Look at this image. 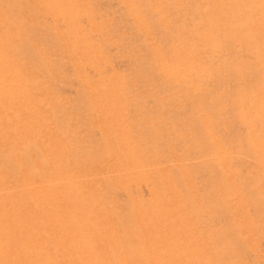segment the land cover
<instances>
[{"label": "bare ground", "instance_id": "obj_1", "mask_svg": "<svg viewBox=\"0 0 264 264\" xmlns=\"http://www.w3.org/2000/svg\"><path fill=\"white\" fill-rule=\"evenodd\" d=\"M15 1H16V3H14L13 5H11L12 3L10 4L11 5L10 8L12 9V11H15V13H17L16 11L19 10V7H20L19 5H21V3L19 4L17 2V0H15ZM33 1L35 3L37 2L38 4L43 2V4L46 7L45 10L47 9L48 11H50L54 15V17H56L55 20H57V18H58L56 16L57 13H59V15H61V16L63 15V17L68 16L67 18L65 17L66 18L65 20H66L67 26H68V27L66 26V28L68 29L69 27L70 28L73 27L74 31H71V29L69 28L70 31L68 32L69 34H67V36L69 35V38H71L73 40L78 39L77 36L78 37L80 36V28L77 26V23H75V19L79 15V5L80 4L78 5L75 0H33ZM34 2H32V3H34ZM213 2H215V1H213ZM213 2H212V5H210V6L214 5ZM233 2H237V1L236 0H219L218 6L222 7V4L224 3L227 5V8L230 9V11L226 12L225 10H223V9L221 10L220 8H219L220 10H217L216 12L214 10L213 13H212V11H209L206 14V19H208L210 17H211V19H212V17H216V18H218L220 16L222 17V15H224V14L226 15V13H227L229 15V16L226 15V17L228 16V20L226 19V17H224L228 22V23L226 22V24H228L227 28L233 29V28L238 27V29H239V25H236V23L238 21L237 14L238 13L243 14L245 11V13H248L249 17L252 16L250 18H251V21L253 23H254V20H252V18L254 16H257V15L259 16V18L262 21H264V0H243V3L241 6H239L240 7L239 9H234L235 7L233 9H231ZM37 3L34 5H36L35 9L38 10L40 5L37 8ZM177 3L179 4V2H177ZM204 3L206 5V0ZM240 3H241V1H240ZM215 5H217V4H215ZM215 5H214V8H217V7H215ZM180 6L184 7L183 3H182V5L180 3ZM230 6H231V8H230ZM119 7L121 8V6H119ZM203 7H205V6H203ZM207 8H208V4H207ZM207 8L205 7V9H207ZM2 10H0V143L3 142V146H0V148H1L0 152L2 153V155L0 156V264H53L54 260L59 261L58 264H107L108 262L110 264H234V263H231L232 260L230 262H228V261H225L224 259L219 258V257L223 258V255L226 254L227 248L226 247H220L219 245H217L215 242V239L213 241L212 238H210L212 241L210 242L209 246H204L202 244H199L196 241L195 234L200 228H202L199 226V225H201L199 223V221H201L200 219H202L203 215H205L204 212H202V210H200L202 212L201 213L202 215H199L197 217H195V215H192L191 217H195V218H191V219L189 218L190 220L188 222H186L185 224L182 223V221H181L182 219L186 220L188 218V216H190V214L195 212L194 211L195 205H196L197 201L199 200V198L198 197L196 199L192 198L193 199L192 202H189L187 200L189 203H187V202L184 203L180 199L176 198V194L174 192H168L167 188L164 187L165 178H167L168 175L167 174H161L159 169L155 167L154 158L151 159V162L148 164V167L150 166L149 167L150 169L148 168L149 169L148 171L150 174L154 175L153 178H155L157 185L155 187H152V188L150 186V189L145 188L144 190H141V189L137 190L140 193V194H138L139 195L138 201H136L135 198H131V197L127 196L125 193L122 194L120 191L119 192L114 191L113 190L114 188H112L114 186L110 185L109 182H111V181H108L106 176H102V178H101V183L103 185V190H102L103 195L97 196L96 194H94L92 192L89 194H86L84 192L83 182L89 181L91 174H89L87 172H81V165L83 163L79 159V157L77 156V153L79 152L77 147H75V146L66 147L65 146L66 144L63 143L64 141L63 142L61 141V136H65V134H67L68 129H66V131H65L64 130L65 128L63 127L61 129H59L55 134L52 133V128H53V125L55 124L53 121L54 120L57 122L62 121L66 125V122H64V121H65V119L68 120L69 116H67V114L65 115L64 113L60 112L54 118H47L43 114V105L47 104V102L52 97V95L50 96L49 94H47V93H50L51 88L46 86L43 83V81L41 80V78L43 77L42 72L44 74V71L46 69H48L49 65H50L49 64V65H47L48 67H45L47 62L45 63L43 61L44 60L43 57L48 56V54L46 56H44L45 52L43 53V51H41L43 54L41 52H39L40 50H46V48L39 49V51L36 48L37 50H35V51L26 52L32 56V59H30V60H29V58L24 59L25 56L23 55L24 61L20 60L21 58L19 56L22 55L26 50L28 51L29 47L32 46L29 43L31 40L30 41L26 40L28 42L21 43V42H24V40L22 41V40H18L15 38V35H14L15 24H13L12 23L13 21L11 22L9 20V18H7L5 16L4 11H2ZM23 10H24V8L23 9L21 8V11H23ZM199 10L201 11L202 9H199ZM209 10H212V9H209ZM116 12H118V11H116ZM18 13H19V11H18ZM198 14L202 15L201 13H198ZM31 15L32 14H30V16ZM195 16H197V15L195 14ZM32 18H33V16H32ZM197 19L200 21L199 17ZM197 19H195V20H197ZM19 20H20V18H19ZM79 20H77V21H79ZM195 20H193V21L195 22ZM203 20L205 21L204 18H203ZM28 21H27V23H28ZM59 21H60V19H59ZM211 21H213V20H211ZM220 21H221V19L219 20V22ZM29 22H31V21H29ZM209 22H210V20H209ZM252 22H251V24H248V23L245 24V25L248 24V26L246 27L248 30V31H246V35L248 38H246V39H248L249 42H250V40H252L255 43L251 48H248V49L243 48V40L241 39V37L236 35V34H230L229 33L230 31L227 28H224V30L222 32H219V29H218V32H216L215 30L217 28H215V27H214L215 29L213 28L214 30L209 29L212 26L209 27L208 30H201V31H198L194 27V30L195 31L197 30V32L194 33L195 37H194V35L190 36V35H186V34L181 33V32L179 33V31H178L177 35L174 37V39H172L173 43L171 42V47L167 48L166 50H163L162 48H159L157 46L153 47V49H152L153 50L152 51L153 57H152L151 61L148 60V63H146V64L147 65H158L157 70L164 73L168 77L170 82L172 81L173 85L175 84L177 87L178 86L182 87L181 90H184V89L187 90L191 94V96L201 98L202 100L200 99V101H201L200 103H202L204 106L205 103L202 101H203V99L206 100L208 93L207 92L205 93V91L202 93L200 91V88L202 86L204 87V86H209V85H211L210 87H212V84L210 82L212 80L209 81V79L211 77L208 73V70L206 68L202 67L201 65H264V37H262V38L256 37V31H258V33H259L260 26L259 25L258 26H251V25H253ZM15 23H17V21H15ZM22 23L20 25V22L18 21L17 24L19 26H22ZM36 23H37V21L35 22V24ZM215 23H217V22H215ZM24 24H26V23H24ZM190 24H191V22H190ZM38 25H39V22H38ZM40 25H41V23H40ZM212 25H214V23ZM216 26H218V24ZM219 26H221L220 28H222V25H219ZM63 28H65V27H63ZM197 28H199V27H197ZM243 28L244 27L242 26L241 29H243ZM33 29H34V31L37 30L36 26ZM222 29H220V30H222ZM27 30L29 31V29H27ZM25 31H26V29H25ZM35 32H30V33H35ZM25 33L27 34L28 32H25ZM17 34L18 33H16V36H17ZM26 34H23V31H22V35H24L26 37L28 35V34L27 35ZM260 34H264V33H260ZM19 36H21V35H19ZM19 36H18V38H19ZM199 36H202V37H200L201 39H205L206 43L204 42L205 44H203V45L206 46L205 47L206 50H204V52H201V54L199 53L201 55L199 60H194V59L191 60L189 56L192 55L190 53L194 52L193 46H195L193 44L194 43L193 39L196 37H199ZM29 38H31V37H29ZM197 39L198 38H196V40ZM201 39H200V41H201ZM224 39L228 40V42L230 43L231 46H229V45L224 46L222 43L224 41ZM34 40H35V38H33V41ZM78 40H79L78 45L75 46L76 52H74V53L69 52L67 54H69V55L74 54V56H75V54H77V55L78 54H84L85 55V53L88 50H90L89 52L93 53V55H89V54L87 55L86 54L85 55L86 57H84V55H82L84 57L83 65H88V69L91 72V74H93L94 76L97 77V79L94 81L90 80L89 77L85 78V81L87 82V89H88V91H86L85 94H86L87 100L90 97L95 96V95L105 97L102 109L99 107L100 110L97 111V114L99 115V117L101 119V123H99L97 125L100 126V125H104L106 123H110L111 120L113 119V117L111 116L112 119H110V122H109V120H108L109 117L106 116L107 113L115 112V111L119 110V108L121 107L119 105L118 101L122 100L123 98L122 97H121V99L119 98L120 100H118L117 102L115 100H116V98H118V96H119L118 94L119 93L121 94V92H122V88H121L122 79L119 76H116L115 80L114 79L104 80L103 76L107 72L102 70L101 68H102V65H106L108 63V57L103 54L104 56L98 57L99 59H97L96 56L94 55V52H96L95 49L93 47L92 48L90 47V49H88V39L86 36L81 35ZM34 42H33V45H34ZM197 42H198V40H197ZM36 43L38 45V43H39L38 40ZM151 43L149 42L148 45L150 46ZM201 44H199V46ZM41 45H42V43H40V46ZM38 46L34 45V47H32V48L34 49L35 47H38ZM23 47H25V48L27 47L26 50L24 48V51H23L22 50ZM49 47H50V45H49ZM124 47H125V45H124ZM39 48H41V47H39ZM141 48H144V47H141ZM145 50H147V49H145ZM123 51L125 52V48ZM147 51H149V50H147ZM66 52H67V50H66ZM135 52H137V51H135ZM197 52H199V51H197ZM98 55H99V50H98ZM62 56L64 57V54ZM48 57H50V56H48ZM68 57H71V56H68ZM120 58H122V56ZM64 59H66V58H64ZM64 59L62 58V60H64ZM73 59H75V58H73ZM131 59H132V56H131ZM25 60H29V61H25ZM127 60H128V58H127ZM127 60H126L125 65H144V63L142 61L140 63L139 62L137 63V62H135V61H137L135 59H133L135 61H131L130 59L128 61ZM70 61L72 62L71 59H70ZM122 61L123 60H121L119 63H121ZM49 62L52 63L51 61H49ZM62 62L63 61H61V64L64 65L65 63L63 64ZM109 62H110V59H109ZM116 62L118 63V60ZM144 62H145V60H144ZM53 64H54V62H53ZM81 64H82V62H81ZM123 64H124V62H123ZM26 65H31V66L32 65H41V66H38V67L28 66L27 67ZM183 65H190V66L184 67ZM115 66H117V65H115ZM53 68L54 67H52L50 70L53 71L52 70ZM126 68L127 67H125V69ZM142 68L143 67H139V66L138 67H132L131 68L133 71L132 75L136 76L140 73H142V74L145 73L142 71ZM232 68H234V67H232ZM262 68H264V67H262ZM57 69H59V68H57ZM78 70H80V69H78ZM78 70L77 69L70 70V71H72L73 75H75L74 77L76 80L78 77L77 76ZM146 70H148V69H146ZM244 70H245V68H244ZM55 71L56 70L54 69V72H52V73L55 74ZM58 71L61 72L60 70H58ZM58 71H56L57 74H59ZM63 71H64V69H63ZM87 72H88V70H87ZM228 72L230 74L233 73L232 75L235 74L234 75L235 77L239 76L238 78L240 79V81L236 87L237 90L241 93V95L239 94L240 100L238 103V107L242 109V113L241 112L240 113L245 114L246 118L248 117L250 119V117H253V115L255 113L254 112L252 113V111H251L252 107L250 109L248 104L246 103V100L244 99L245 98L244 96H246L245 95V92H246L245 86H246V84H248V81L246 80L245 76H246V74H249V71H247L245 76H244V71H239V69L228 70L227 68L222 67V69H220V71H219V73L222 76H223V74L226 75ZM212 73H214V72H212ZM130 74H131V72H130ZM149 74H150V71H149ZM45 75H47V74H45ZM79 75H80V73H79ZM140 75H138L139 81H140V79H142V78H140L141 77ZM151 75H152V73H151ZM57 76H60V75H57ZM113 76H115V75H113ZM145 76H147V75H145ZM211 76H213V75L211 74ZM48 77H51V75ZM142 77L144 78V75ZM224 77H222V80L224 79ZM162 78L163 77H161V79ZM217 78H218V76H217ZM53 79H54V77H53ZM62 79L60 80V78H59L58 80L62 81ZM125 79H127V77ZM215 79H216V77L214 78V81H216ZM219 80H220V78H219ZM111 81H113V82H111ZM114 81L118 84L116 85V83ZM262 81H264V78L261 79V82ZM57 83H58V81H56V85H57ZM106 83H108V84H106ZM111 83H115V86H110ZM167 84H169V83H167ZM262 84H264V83H262ZM68 85H69V83H68ZM161 85H163V84H161ZM169 85L172 86L171 83ZM175 85H174V87H175ZM214 85L215 84H213V86ZM262 86H264V85H262ZM180 87H178V88L180 89ZM256 88L259 89L258 86ZM163 89L165 90V87ZM169 89H168V91H169ZM203 89L208 90V88H203ZM213 89H214V87H213ZM262 89H264V87H262ZM185 90H184V92H185ZM260 90H261V88H260ZM258 91H257L258 98L256 99V104H255L257 109H255V112L256 113L258 112V114H261L262 113V107L261 106H262V104H264V92H262V90L259 92ZM180 94H183V93H180ZM228 95L223 94V96L221 98H219L220 103H221V99L223 101L224 100L229 101L230 97L228 98ZM246 98L249 99L248 97H246ZM110 99L114 100L112 104H109ZM196 99L198 100V104H199L198 107H196V111H197V108H202V110H204L205 107L204 108H203V106L199 107L200 106L199 99L198 98H196ZM208 99L209 98H207V101H208ZM93 100H95V99H93ZM250 100H251V97H250ZM110 101H112V100H110ZM211 101H212V99H210V102ZM217 101H219V100H217ZM122 102H124V101L122 100ZM148 102H150V101H148ZM99 103H100V101H99ZM215 103H211V105H215ZM151 104H153V103L151 102ZM53 105H51V106H53ZM142 105L144 106V104H142ZM216 105H218V104H216ZM123 106H125V105H123ZM143 106H141V107H143ZM188 106H189V104H188ZM195 106H197V104H195ZM195 106H193V110H191V111H193V114L195 113L194 112ZM214 107H217V106H214ZM53 108H54V106H53ZM172 108H171V110H173ZM206 109H207V107H206ZM211 109H210V111H211ZM224 109H226V108L224 107ZM137 110H139V109H137ZM168 110H170V109H168ZM184 110H181V111L184 112ZM198 110H200V109H198ZM215 110H218V107ZM204 111H207V110H204ZM121 112H123V111H121ZM131 112H133V111H131ZM200 112H203V111H200ZM222 112H223V109H222ZM142 113H143V111H142ZM224 113H226V111ZM200 114L202 117L203 114L202 113H200ZM180 115H182V114H180ZM197 115L199 116V114H197ZM207 115H210V114H207ZM220 115H221V113H220ZM148 116H149V114H148ZM106 117H108V118H106ZM199 117H198V119H199ZM211 117H213V116H211ZM152 118H153V116H152ZM207 118L209 121L210 118L209 117H207ZM218 118H220V117H218ZM258 118L259 117L257 116V119ZM74 119L75 118H73V120ZM255 119L256 118H254V120ZM127 120H126V122H127ZM199 120H201V122H202L201 118ZM259 120H261V119H259ZM187 121H189V120H187ZM142 122H143V120H142ZM177 122H178V120H177ZM253 122L254 121H251L250 123H253ZM118 123H120L119 128L121 130L122 127L124 126L125 122L120 121ZM174 123L176 124V121ZM193 123H195V121ZM78 124H80V123H78ZM212 124H213V122H212ZM71 125L73 126L74 124H71ZM194 125H196V124H194ZM202 125H204V124H202ZM206 125H207V123H206ZM231 125H232V123H231ZM231 125L229 127H231ZM182 126H183V124H182ZM184 126H186V125H184ZM175 127H177V125ZM179 127H181V125ZM187 127L188 126H186V128ZM182 128H184V127H182ZM144 129H146V128H144ZM189 129H190V127H189ZM202 129H205V128H202ZM130 130L132 131V129H130ZM224 130H225V128H224ZM248 130H249L250 134L252 133V135H254L253 137L256 136V130L255 129L249 127ZM262 130H264V129H262ZM80 131H81L80 133L83 132L82 130H80ZM182 131H184V130H182ZM190 131L192 132V130H190ZM178 132L179 131L175 132L176 135ZM225 132L226 131H224V134H225ZM120 134L121 133L119 131L118 134L111 136L110 138L107 137L106 135L101 136V134H100L101 138L98 139L97 149L95 151H89L88 153L86 152L87 155L85 156V161L89 160L90 163H92V165L99 166V167L104 165L103 164L104 153H102L100 148L106 151L107 147H109L108 144H110L112 151L110 153L105 154V155H106V157H108L109 160H111L110 169L122 171L121 179L123 180V182L120 186V190L123 191L125 189L131 188V187H136V185L141 184L144 180V172L140 171V170H134L135 162L132 158V155L130 154L132 145L134 143H133V141H123V138L121 137ZM207 134H208L209 139L211 141H213L214 137H215L213 130L208 129ZM87 135H89V134H87ZM226 135L228 136V134H226ZM226 135H224V136H226ZM79 136H78V138H79ZM131 136H132V134H131ZM178 136H176V137H178ZM221 136H223V135H221ZM136 137H135V140H136ZM186 137H187V135H186ZM208 137H207V139H208ZM70 138H72V137H70ZM199 139H198V141H199ZM205 139H206V137L203 140H205ZM74 141H73V143H74ZM181 141H182V139H181ZM86 142H88V141L86 140ZM194 142H196V141H194ZM204 143H207V142H204ZM221 143H222V141H221ZM225 143H226V141H225ZM71 144H72V140H71ZM255 144L256 145H254V146L256 149L254 151H256L258 153L260 152L261 155H264V143H261L260 141H256ZM149 145H146V148H144V149L146 150V152L150 153ZM151 145H153V144H151ZM190 146H192V145H190ZM203 146L208 147L210 145L203 144ZM214 146H215V143L213 146H211V148L209 147V149L212 150L213 149L212 147H214ZM225 146L226 145H224L223 147H225ZM252 147H253V145H252ZM153 148H152V150H153ZM158 148H159V146H158ZM158 148H156V149H158ZM205 148L206 147H204V149H202V151L204 153H205ZM196 149H198V147ZM215 149H216L215 150V157H214L215 159H217L219 156H225V152L222 149V147H218ZM227 149H230V148L228 147ZM86 150H88V148ZM186 151L188 152V148ZM191 151H194V150H191ZM197 151L199 152V150H197ZM202 151H201V153H202ZM206 151H208V150L206 149ZM198 152H197V155L200 154ZM186 155H188V154H186ZM186 155H185V157H186ZM189 156H187V157H189ZM193 156H194V154H193ZM204 156H205V154H204ZM238 157H240V156L237 155V158ZM189 158L191 159L193 157H189ZM231 158H232V156H231ZM237 158H234V159H237ZM185 159H187L185 161H189L188 158H185ZM191 160L195 161L196 158L191 159ZM198 160H199V158H198ZM229 160H230V164H231V159H229ZM165 161H167V160H165ZM190 161L188 162L187 167L189 166ZM236 161H235V163H236ZM240 164H241V160H240ZM247 164H248V162H247ZM216 165H218L217 161H216ZM232 165H234V164L232 163ZM236 165L233 167H236ZM192 166H194V164ZM189 167H188V169H189ZM190 168H192V167H190ZM195 168H196V166L194 167V169ZM212 168L215 169L214 167H212ZM212 168L210 167L209 170H212ZM110 169H107L106 171H104V175H106V173ZM191 170H193V169H191ZM202 170H205V168L203 167ZM233 170H235V169H233ZM188 171L190 172V170H188ZM200 172H197V173L202 174V171H200ZM210 173H212V172H210ZM204 174H205V172H204ZM173 175H175V174H173ZM193 175H196V174H193ZM175 176H177V175H175ZM221 176L218 175V177H221ZM237 176H238V174H237ZM213 177H215L214 174H213ZM213 177L211 176L212 179H213ZM218 177H215L216 180ZM243 177H245V175ZM50 178H55L57 180V183L54 186L48 187V185L46 184V181H49ZM193 178L194 179L196 178L197 180L201 179V178L198 179L197 177H192V180H193ZM205 178H207V176H205ZM209 178H210V175H209ZM211 178L209 179V183H208L210 186L206 184L208 186V189H207V186L203 182H201L206 186L207 190H209V188L211 189V187L213 186L212 183H211L212 186L210 184V181L212 180ZM215 178L213 181H215ZM239 178H240V176H239ZM96 179H98V178H96ZM219 179L222 180V178H219ZM219 179L217 181L218 183L220 182ZM236 179H238V178H236ZM205 180H203V181H205ZM171 181H172V179H171ZM182 181L183 180H181V182ZM241 181H242V179H241ZM199 183L200 182H198L197 184H199ZM240 183H238V184L240 185ZM242 184H243V182H242ZM179 186H181V185L178 184V187ZM197 186L199 187V185H197ZM87 187H89V186L87 185ZM99 187L100 186H97L98 189H99ZM198 187L197 188L195 187V188L197 190H200L199 188L201 186L199 188ZM202 187H204V186L202 185ZM240 188H242V187H240ZM212 189L214 190V188H212ZM111 191L113 193H115L116 195H118V197L120 196L122 198V196L123 197L125 196L126 197L125 200L123 202L121 201V203L119 204L118 198H117L118 199V201H117V199H114L116 197H110L109 196V194L112 193ZM189 191H187V192H189ZM244 191L245 190H243V193H244ZM144 192L146 193V196H145ZM187 192H184V193H187ZM202 192L205 193L204 191H202ZM207 192H209V191H207ZM211 192H210V194H211ZM181 193H182V191H181ZM214 193L217 194L218 192H215V190H214ZM216 194L215 195L211 194L212 196H214V198H212V196H211V198L215 199ZM236 194H237V190L234 187H232L230 184H228L224 194H222V196H221V199L223 201H226L229 197H233ZM135 195H137V194L135 193ZM135 195H133V196H135ZM185 195H187V194H184L182 196H185ZM193 195H191V196H193ZM204 195L205 194H203L202 197L199 195L203 201H204V199H203ZM243 195H245V194H243ZM206 196H204V198H206ZM145 197H147L148 199H145ZM217 197H218V195L216 196V198ZM121 198H120V200H121ZM187 199H188V197H187ZM246 199H248V198L246 197ZM211 200H210V202H211ZM216 200L217 199H215V202H216ZM185 201H186V199H185ZM207 202H209V200ZM207 202H205L203 204L207 205L206 204ZM212 202H214V201H212ZM136 203H138V205H136ZM199 204H200V202H199ZM210 205H207V206L210 208L211 207ZM212 205H213V203H212ZM135 206H138L137 208H138L139 212H137V213H135V211H134ZM202 206L203 205H201V207ZM207 206H206V209L208 210L209 208ZM244 207H246V206H244ZM118 208H120V210H123V211H121V212H124L122 215H119L118 212H120V211L118 210ZM197 208L201 209L199 206ZM216 208L217 207L215 206V209H212V211L217 210ZM202 209H205V206H203ZM218 211H220V210L210 212V213H212V214L214 213V215H215V213ZM223 211L224 210H222L221 212L224 214ZM207 212H209V210ZM255 212L253 210V213H255ZM196 213H197V211H196ZM222 213L221 214L219 213V214L223 218ZM231 213H229V214L231 215ZM206 214H208V213H206ZM212 214H211V216H212ZM229 214L227 213L226 215H229ZM214 215H213L212 219H214V217L216 218V215L215 216ZM220 215H217V216H220ZM230 215H229V218H231ZM109 216H113L114 220L111 221L112 222L111 227L106 228L105 227V220H107V218H109ZM224 216H225V214H224ZM205 217H210V216L206 215ZM226 218H227V216H226ZM226 218L224 217L225 220H226ZM212 219H211V221H213ZM224 219L223 220L221 219L222 222L224 221ZM214 220L215 221L217 220L216 222L219 221L218 217H217V219H214ZM227 220H228V218H227ZM227 220H226V222H227ZM231 220H232V218H231ZM231 220H230V223L232 222ZM48 221H49L50 225L47 227L46 233L41 236V234L43 233L40 231L42 228L41 226L43 223L48 222ZM241 221H242L241 224L245 228V233H248L249 227H250V220L245 215H243ZM204 222H205V227H209V225H208L209 223L206 225L207 220L206 221L202 220V224ZM257 222H258V220H257ZM228 223H229V221H228ZM228 223H225V221H224L223 223H221V225L228 224ZM211 224H210V227H213L216 229L215 226H217V225L215 224V226H213V225L211 226ZM146 225H148V226L151 225L152 231L156 230L154 232V236L150 239H147L143 234L144 226H146ZM226 227H227V225H226ZM256 228H258V227H256ZM211 229L212 228H210V231H211ZM217 229H216V231H217ZM203 230L207 231V229H205V228H203L202 231ZM220 230H223V229H220ZM212 231H214V230H212ZM232 231L235 232V230H232ZM232 231H231V234H232V236H234L233 235L234 232L232 233ZM39 232H41V234H39ZM207 232H209V231H207ZM221 233L222 232H219L218 234H221ZM198 234L200 235L201 233L198 231ZM198 234L196 235V237L198 236ZM215 234H216V232H215ZM225 234L226 235L229 234V231ZM225 234L223 236V239L219 235H218V237H220L222 240H224ZM206 235L209 237V234L206 233L205 236ZM228 236H230V235H228ZM234 237H236V236H234ZM203 238L204 239L203 240L201 239V241H205L206 237H203ZM215 238H216V236H215ZM227 238L229 239V237H227ZM219 239L217 238V240H216L217 243L220 244L221 242H224V241L219 240ZM218 240H219V242H218ZM200 243H202V242H200ZM156 245L161 246V248L155 253L154 256H156V258L152 259V255L149 252V248L152 246L154 247ZM239 245H240V243H239ZM232 246H233V244H232ZM262 251H264V250H262ZM215 255H217V257L215 258V262H213V256H215ZM227 257H228V255H227ZM217 258L222 260V261L217 260Z\"/></svg>", "mask_w": 264, "mask_h": 264}, {"label": "rangeland", "instance_id": "obj_2", "mask_svg": "<svg viewBox=\"0 0 264 264\" xmlns=\"http://www.w3.org/2000/svg\"><path fill=\"white\" fill-rule=\"evenodd\" d=\"M75 1L77 2L78 5L80 4L79 5V15L75 19V23H77V26L80 28V36L83 35V36L87 37L88 49H90V47L91 48L93 47L95 49L96 52H94V55L96 56L97 59H99L98 57H101L104 55L108 57V63L106 65H102V68H101L102 70L107 72L103 76V79L104 80H112V79L115 80L116 76H119L122 79V86H121L122 92H121V94L120 93L118 94L119 96H118V98H116L115 101L117 102L122 97L123 98L122 100L124 102H122V100L118 101L119 105L121 106L119 108V110H117L115 112L107 113L106 116H108L109 118L108 117H106V118H108L109 122H110V119H112V117L114 120L112 119L110 123H106V124L100 125V126L97 125V124L101 123V119H100L99 115L97 114V111L100 110V108L102 109L105 97L95 95V96L90 97L87 100L86 94H85V92L88 91L87 82L85 81V78L89 77V79L92 81L97 79V77L94 76L93 74H91V72L89 71L88 65H83L84 57H86L85 55L86 54L87 55L88 54L93 55V53L89 52L90 50H88L85 53V55L84 54H78L79 55L78 56L77 54H75V56H74V54H72V55L67 54L69 52H71V53L76 52L75 46L78 45V42H79L78 39L80 37V36L79 37L77 36L78 39L76 38L77 40H73V39L69 38V35L67 36V34H69L68 32L70 31V29H71V31H74L73 27H71V28L69 27L70 29L66 28L67 22L65 19L68 16L63 17V15L61 16V15H59V13H57L56 16L60 19V21L58 18H57V20H55L56 17H54V15L50 11H48L47 9L45 10L46 7L43 4V2H41L39 4L36 2L37 8L39 7V5H40V7L38 8V10L35 9L36 5H34V4H36V3L33 0H17V2L19 4L21 3V5H19L20 6L19 10L16 11L17 13H15V11H12V9L10 8L11 5L16 3L15 0H0V10L3 9L2 11H4L5 16L7 18H9V20L11 22L13 21L12 22L13 24H15L14 35H15L16 39L22 40V41L24 40V42H21V43H25V42H28L31 40L29 43L32 46L31 47L28 46L29 47L28 51L26 50L27 47L26 48L23 47L22 50L24 51V48H25L26 51L23 54L21 53L22 55L19 56L21 58L20 60L24 61V59H26V58L27 59L29 58V60H30V59H32V56L26 52L35 51L37 49L39 51V49H44V48H46L47 51L46 50H40L39 52L43 51V53L45 52L44 56H46L48 54V56L51 57V58L48 56H46L47 58L43 57L44 58L43 61L45 63L47 62L46 66L45 65L44 66L48 67L47 65H49V64L50 65H49V68L44 71V74L42 72L43 77L41 78V80L43 81V83L46 86L51 88L50 93H47V94H49L50 96L52 95L51 99L47 102V104L43 105V114L47 118H54L60 112L64 113L65 115L67 114V116H69L68 120L65 119V121H64V122H66V125L62 121L57 122L54 120L53 122L55 124L53 125L52 133L55 134L59 129H61L63 127L65 128L64 129L65 131H66V129H68L67 134H65V136H61V141L62 142L64 141L63 143L66 144L65 145L66 147H68V146L77 147V149L79 150V152L77 153V156L79 157V159L83 163L81 165V172H87V173L91 174L90 180L87 182L86 181L83 182L84 192L86 194H89L92 192V193L96 194L97 196L103 195V192H102L103 185L101 183V178H102V176H106L107 180L111 181V182H109L110 185L114 186V187H112V188H114L113 189L114 191H117V192L120 191L122 194L125 193L127 196H129L131 198H135L136 201H138L139 200L138 194H140V193L137 190H139V189L144 190L145 188L150 189V186L152 188V187H155L157 185L155 178H153L154 175L150 174L148 171L150 169L149 168L150 166L148 167V164L151 162V159L154 158L155 167L159 169L161 174H167L168 175L167 178H165V184H164V187L167 188L168 192H174L176 194V198L180 199L184 203L192 202V200H193L192 198H194V199H196L197 197L199 198V200L197 201V203L195 205V210H194L195 212H193L192 214H190V216H188V218L186 219L187 221L185 219L181 220L182 223L185 224L191 218H195L199 215H202L201 213L204 212L205 215H203V218L200 219L201 221H199V223L201 224L199 226L202 228H200L198 231L201 234L199 235L198 231L195 234L196 241L199 244H202L204 246H209L210 242L212 240L214 241V239H215V242L217 245H219L220 247H226L227 248L226 254L223 255V258L222 257H219V258L224 259L225 261H228V262H230L232 260L231 263H234V264H264V251H262V250H264V155H261L260 152L258 153L256 151H254L256 149L254 146V145H256L255 144L256 141H260L261 143H264V130H262V129H264V104H262V106H261L262 107V113L261 114H258V112L257 113L255 112V109H257L255 106L256 99L258 98L257 91L262 90V92H264V89H262V87H264V86H262V85H264V84H262V83H264V81L261 82V79L264 78V68H262V67H264V65H201L202 67H204L208 70V73L211 77L209 79V81L210 80L213 81V82L210 81L212 84V87H210L211 85H209V86H204V87L202 86L200 88V91L202 93L204 91H205V93L206 92L208 93L207 98H209L208 101H207V98H206V100L203 99L202 102L205 103L203 106V104L200 103L201 98L191 96V94L187 90H185L184 88L183 89L185 90V92H184V90H181L182 87H180V86H178V87H180V89L175 84H174L175 85V87H174L172 81L170 82V80L168 79V77L164 73L157 70L158 65H147L146 64V63H148V60L151 61V59L153 57V52H152L153 47L157 46L159 48H162L163 50H166L167 48L171 47V42L173 41L172 39H174V37L177 35L178 31H179V33L181 32V33H184L186 35L193 36L194 33L197 32V30L198 31L208 30V28L212 26L211 28H209L210 30L215 27V28H217L215 30L216 32H218V29H219V32H222L224 30V28L228 27V24H226V22L228 20L229 15L226 13V15H228L227 17L224 14V15H222V17L221 16L218 18L212 17V19L210 17V18L206 19V14L209 11H212V13H213L214 10L216 12L217 10L223 9L227 12V11H230V9H228L227 5L224 3L222 4V7H219L218 6L219 0H206V5L204 3L205 0H181V1L180 0H125V1L124 0H75ZM213 1H215V2H213ZM236 1L237 2H233L232 8L230 6L231 9H233L234 7H235L234 9H239L240 8L239 6H241L243 3V0H236ZM240 1H241V3H240ZM32 2H34V3H32ZM177 2H179V4ZM212 2L214 5L217 4V5H215V7H217V8H214V5L210 6V5H212ZM180 3H181V5L183 3L184 7L180 6ZM207 4H208V8H207ZM119 6H121V8ZM203 6H205L207 9H205V7H203ZM21 8L22 9L24 8V10L21 11ZM199 9H202V10L200 11ZM209 9H212V10H209ZM18 11H19V13H18ZM116 11H118V12H116ZM198 13H201L203 16L198 14ZM30 14H32V15L30 16ZM195 14L197 16H195ZM32 16H33V18H32ZM198 17H199L200 21L197 19ZM224 17H226L227 20ZM250 17H252V16H250ZM250 17L248 15V13H245V11L243 14L238 13L237 14L238 21H237L236 25H239V29H238V27L233 28V29L227 28L230 31L229 32L230 34H236V35L241 37V39L243 40V48H247V49L251 48L255 44L252 40H250V42H249L248 39H246V38H248L246 35V31H248L246 27L248 26V24H251V22H252ZM19 18H20V20H19ZM203 18L205 19V21L203 20ZM27 19L31 22H29ZM192 19L193 20L197 19V20H195V22H194ZM218 19L219 20L221 19V21L219 22ZM35 20L37 21V23H36L37 25L35 24V22H36ZM77 20H79V21H77ZM209 20L211 23L209 22ZM211 20H213L214 22ZM252 20H254V23L252 22L253 25H251V26H258V25L260 26L259 33H258V31H256V37H258V38L264 37V34H260V33H264V21H262L258 15L254 16L252 18ZM15 21H17V23L19 21L20 25L23 22L22 26H19L17 23H15ZM27 21H28V23H27ZM38 22H39V25H38ZM190 22H191V24H190ZM215 22H217V23H215ZM24 23H26V24H24ZM40 23H41V25H40ZM213 23H214V25H212ZM246 23H248V24L245 25ZM215 24L216 25L218 24V26L222 25L223 29L220 28L221 26L218 27ZM34 25L36 26V29L38 30V31L35 30L36 32L33 29V28H35ZM242 26L244 27L243 29H241ZM63 27H65V28H63ZM194 27H195V29H197L196 31L194 30ZM197 27H199L200 29ZM25 29H26V31H25ZM27 29H29V31ZM220 29H222V30H220ZM22 31H23V34H26L25 32H28L27 33L28 35L26 34L27 36L25 37L24 35H22ZM30 32H35V33H30ZM16 33H18L17 36H16ZM19 35H21V36H19ZM18 36H19V38H18ZM28 36L31 38H29ZM194 37H195V35H194ZM200 37H202V36L196 37V38H198L197 39L198 42H197L196 38L193 39L194 40L193 44L195 46H193L194 52L190 53L192 55L189 56L191 60L192 59L199 60V58L201 57V55H200L201 52H204V50H206V48H205L206 46L203 45L206 43V41H205V39H201ZM33 38H35V40H34L35 42L33 41ZM199 38L201 39V41ZM36 39L39 42L38 43L39 46L36 43L37 42ZM26 40H28V41H26ZM33 42H34V45H36L38 47H35L33 49L32 48V47H34ZM149 42L150 43L152 42L150 44V46L148 45ZM40 43H42L41 46H40ZM222 43L224 46L225 45L231 46L230 43L228 42V40L224 39V41ZM199 44H201L202 46L201 45L199 46ZM49 45H50V47H49ZM124 45H125V47H124ZM39 47H41V48H39ZM141 47H144L145 49H147L149 51H147ZM124 48H125V52L123 51ZM66 50H67V52H66ZM98 50H99L100 56L98 55ZM135 51H137V52H135ZM197 51H199V52H197ZM54 52L55 53L57 52V53L55 54ZM61 54L62 55L64 54V57ZM82 55H84V57ZM68 56H71V57H68ZM121 56H122V58H120ZM131 56H132V59H131ZM23 57H24V59H23ZM62 58L63 59L68 58L67 59L68 61L66 59L62 60ZM73 58H75V59H73ZM127 58H128V60L130 59L131 61L137 60V61H135L137 63L138 62L140 63L142 61L144 63V65H125ZM70 59L72 60V62L70 61ZM109 59H110L111 63L109 62ZM133 59H135V60H133ZM29 60H25V61H29ZM117 60H118V63L116 62ZM121 60H123V61L121 63H119ZM144 60H145V62H144ZM49 61H51L52 63H50ZM61 61H63L62 63L63 64L65 63V64L62 65ZM53 62L55 65L53 64ZM81 62H82V64H81ZM123 62H124V64H123ZM115 65H117V66H115ZM26 66L28 67L31 65H26ZM33 66L38 67L41 65H32L31 67H33ZM51 66L54 67L52 69L53 71L50 70L52 68ZM124 66L127 68L125 69ZM138 66L143 67L142 71L145 72L143 74L140 73L141 75L138 74L141 76L140 78L143 79V80L140 79V81L138 79V75H136V76L132 75L133 71L131 69L132 67H138ZM183 66L188 67L190 65H183ZM222 67H225L228 70L239 69V71H244V76L247 73V71H249V74H246V76H245L246 80L248 81V84H246V86H245L246 87V92H245L246 96H244L245 97L244 99L246 100V103L248 104L249 108L251 109V107H252V110H251L252 113L253 112L255 113L253 115V117H250V119L248 117H247L248 118L247 119L245 114H241L242 109L238 107V103L240 100L239 96L241 95V93L237 90L236 87L240 81V79L238 78L239 76L237 75L238 77H235L234 76L235 74L232 75L233 73L230 74L229 72L226 75L223 74V76H222L219 73V71H220V69H222ZM232 67H234V68H232ZM57 68H59V69H57ZM244 68H245V70H244ZM54 69L56 71L60 70L61 72L58 71L59 74H57L55 71V74H54V73H52V72H54ZM63 69H64V71H63ZM72 69H77V70L80 69L77 71L78 75L76 74L78 76V77L76 76L77 80L75 79V77H74L75 75H73L72 71H70ZM146 69H148V70H146ZM87 70H88V72H87ZM149 71H150V74H149ZM130 72H131V74H130ZM212 72H214V73H212ZM79 73H80V75H79ZM151 73H152V75H151ZM45 74H47L48 76L51 75V77H48ZM56 74L60 75V76H57ZM211 74L213 76H211ZM113 75H115V76H113ZM143 75H144V78L142 77ZM145 75H147V76H145ZM216 75L218 76V78ZM214 76L216 77V79H215L216 81H214V78H215ZM53 77H54V79H53ZM58 77L60 78V80L63 78L64 79V80L62 79L63 82L58 80L59 79ZM126 77H127V79H125ZM161 77H163V78L161 79ZM222 77H224L223 80H222ZM219 78H220V80H219ZM56 81H58L57 85H56ZM111 82H113V81H111ZM68 83H69V85H68ZM115 83H111L110 86H115ZM167 83H169V84L171 83L172 86H170ZM106 84H108V83H106ZM117 84L118 83H116V85ZM161 84H163V85H161ZM213 84H215V85L213 86ZM257 86L259 87V89L256 88ZM164 87H165V90L163 89ZM213 87H214V89H213ZM203 88H208V90L203 89ZM260 88H261V90H260ZM168 89H169V91H168ZM180 93H183V94H180ZM223 94L224 95L229 94L228 98L230 97L231 99L229 98V101L230 100L231 101L230 102L227 100L223 101L221 99V103H220L219 98H221L223 96ZM246 97H248L249 99H247ZM250 97H251V100L253 102L250 100ZM196 98L199 99V103H200L199 107L203 106V108L205 107L204 110H207V111L202 110V108H197V111H196V107H198V105H199L198 100ZM93 99H95V100H93ZM210 99H212L211 102H210ZM110 100H112V101H110ZM110 100H109V104H112L114 100L113 99H110ZM217 100H219V101H217ZM99 101H100V103H99ZM148 101H150V102H148ZM137 102L139 104L140 103L141 104L139 105ZM151 102L153 104H151ZM207 102L208 103L210 102V103L208 104ZM211 103H215V105H211ZM142 104H144V106ZM188 104H189V106H188ZM195 104H197V106H195ZM216 104H218L219 106ZM51 105H53L54 108ZM123 105H125V106H123ZM141 106H143V107H141ZM193 106H195L194 107V110H195L194 114H193V111H191V110H193ZM214 106H217L218 110H215V109H217V107H214ZM206 107H207V109H206ZM224 107L226 109H224ZM171 108L173 110H171ZM137 109H139V110H137ZM168 109H170V110H168ZM198 109H200V110H198ZM210 109H211V111H210ZM222 109H223V112H222ZM181 110H184V112H182ZM121 111H123V112H121ZM131 111H133V112H131ZM142 111H143V113H142ZM200 111H203L204 113L205 112L206 113L204 114L203 112H200ZM225 111H226V113H224ZM200 113L203 114L202 115L203 118L201 117ZM220 113H221V115H220ZM148 114H149V116H148ZM180 114H182V115H180ZM197 114H199L200 117ZM207 114H210V115H207ZM121 115L122 116L124 115V116L122 117ZM152 116H153V118H152ZM211 116H213V117H211ZM257 116L259 117L258 119H257ZM198 117H199V119L200 118L202 119L203 123L201 122V120L198 119ZM207 117L210 118L209 121H208ZM218 117H220V118H218ZM73 118H75V119L73 120ZM254 118H256V119L254 120ZM259 119H261V120H259ZM126 120H127V122H126ZM142 120H143V122H142ZM177 120H178V122H177ZM187 120H189V121H187ZM120 121L125 122V124L121 130L119 128L120 123H118ZM175 121H176V124L174 123ZM194 121H195V123H193ZM251 121H254V122L250 123ZM212 122H213V124H212ZM78 123H80V124H78ZM206 123H207V125H206ZM231 123H232V125H231ZM71 124H74V125L72 126ZM182 124H183V126H182ZM194 124H196V125H194ZM202 124H204L205 126ZM174 125L175 126L177 125V127H175ZM180 125H181V127H179ZM184 125L188 126L187 127L188 129ZM230 125H231V127H229ZM182 127H184V128H182ZM189 127H190V129H189ZM249 127L256 130V136L255 137H253L254 135H252V133L251 134L249 133V130H248ZM129 128L132 129V131ZM144 128H146V129H144ZM202 128H205V129H202ZM224 128H225V130H224ZM208 129L213 130V132L215 134L213 141H211L208 137V134H207ZM226 129L228 131L229 130L230 131L228 132ZM80 130H82L83 132L80 133L81 132ZM182 130H184V131H182ZM190 130H192V132ZM119 131L121 133L120 135L123 138V141H133V143H134L132 145L131 153H130L132 155L134 162H135L134 170H140V171L144 172V180L141 184L136 185V187H131V188L125 189L123 191L120 190V186L123 182V180L121 179L122 171L110 169L111 160H109L108 157H106V155H105V154L110 153L112 151L110 144H108L109 147H107L106 151L100 148L102 153H104V155H103V164L104 165L99 167V166L92 165V163H90L89 160L85 161V156L87 155V153L89 151H95L97 149V142H98V139L101 138V136L106 135L107 137L110 138L111 136L118 134ZM177 131H179V132L176 135L175 132H177ZM224 131H226L227 133L225 132V134H224ZM78 134L79 135L81 134V135L79 136ZM87 134H89V135H87ZM100 134H101V136H100ZM131 134H132V136H131ZM226 134H228V136ZM77 135L79 136L80 139L78 138ZM186 135H187V137H186ZM221 135H223V136H221ZM224 135H226V136H224ZM176 136H178V137H176ZM70 137H72V138H70ZM135 137H136V140H135ZM205 137H206V139H205L206 141L203 140ZM207 137L209 140L207 139ZM181 139H182V141H181ZM198 139H199V141H198ZM71 140H72V144H71ZM86 140L88 142H86ZM73 141H74V143H73ZM194 141H196V142H194ZM221 141L223 144L221 143ZM225 141H226V143H225ZM204 142H207L208 144L204 143ZM214 143H215V146L212 147L213 148L212 149L213 151H212L211 149H209V147L211 148V146H213ZM149 144L150 145L153 144V145L150 146ZM203 144L210 145V146H208V147L203 146ZM251 144L253 145L254 148L252 147ZM146 145H149L150 153L146 152V150L144 149V148H146ZM188 145L189 146L192 145V146L189 147ZM224 145H226V146L223 147ZM0 146H3V142L0 143ZM158 146H159V148H158ZM186 147L188 148V152L186 151L187 150ZM197 147H198V149H196ZM204 147H206L205 153L202 151V149H204ZM218 147H222V149L225 152V156H219L217 159H215L214 158L215 157V150H216L215 148H218ZM228 147L230 149H227ZM87 148H88V150H86ZM152 148H153V150H152ZM156 148H158V149H156ZM206 149L208 151H206ZM191 150H194V151H191ZM197 150H199V152ZM200 150L202 151V153ZM197 152L200 154L197 155ZM186 154H188V155H186ZM193 154H194V156H193ZM204 154H205V156H204ZM1 155H2V153L0 152V156ZM185 155H186V157H185ZM237 155L240 157L237 158ZM187 156L193 157L191 159L196 158V160L195 161L191 160ZM231 156L233 159L231 158ZM185 158H188L189 161L191 160L189 163V166L192 168H190L188 166L189 167V169H188L187 165H188L189 161H185V160H187ZM198 158H199V160H198ZM234 158H237V159H234ZM229 159H231V164H230ZM239 159L241 160V164H240ZM165 160H167V161H165ZM216 161L218 162V165H216ZM235 161H236V163H235ZM247 162L249 165L247 164ZM232 163L234 165H232ZM193 164H194V166H192ZM235 165H236V167H233ZM195 166H196V168L194 169ZM203 167L205 168V170H202ZM210 167L211 168L214 167L215 169L212 168L213 171L209 170ZM107 169H110V170L107 172L108 174L106 173V175H104V171H106ZM191 169H193V170H191ZM233 169H235V170H233ZM188 170H190L191 173ZM200 171H202L203 175L200 174L201 173ZM203 171L205 172L206 175L204 174ZM209 171L212 173H210ZM197 172H200V173L198 174ZM173 174H175L177 176H175ZM193 174H196V175H193ZM213 174L215 177H218V175L219 176L222 175V176L218 177L216 180V178L213 177ZM237 174H238V176H237ZM209 175H210V178H211V176L213 177V179L211 178L212 182L210 181V184L212 183L213 186L211 184V186H212L211 189L209 188V190H207L208 189L207 185H209L208 183H209V179H210ZM244 175H245V177H243ZM205 176H207V178H205ZM239 176H240V178H239ZM95 177L98 179H96ZM192 177H197L198 179H200V178L201 179L197 180L196 178L195 179L193 178V180H192ZM214 178H215V181H213ZM219 178H222V180ZM236 178H238V179H236ZM171 179H172V181H171ZM218 179L220 181L219 183L217 182ZM241 179H242V181H241ZM181 180H183V181L181 182ZM203 180H205L206 182ZM198 182H200V183L203 182L205 185L207 184L206 185L207 189L203 183H201V184L205 188L202 187V185L200 183L197 184ZM242 182H243V184H242ZM56 183H57V180L55 178H50L49 181H46V184L48 185V187L54 186ZM238 183H240V185ZM86 184L89 187H87ZM178 184H180L181 186L178 187ZM228 184H230L232 187H234L237 190V194L233 197H229L226 201H223L221 199V196H222V194H224ZM197 185H199V187L200 186L201 187L199 188ZM97 186H100L101 188L99 187V189H98ZM195 187L196 188L198 187L200 190H197ZM240 187H242V188H240ZM212 188H214L215 192H218V193L217 194L214 193V190ZM201 190L204 191L205 193H203ZM243 190H245L244 193H243ZM181 191H182V193H181ZM187 191H189V192H187ZM207 191H209V192H207ZM184 192H187V193H184ZM210 192L212 195H215V194H216V196L218 195L217 198L215 196V199H217L216 202H215V199H212V198H214V196H212L210 194ZM135 193L138 196L135 195ZM184 194H187V195L182 196ZM203 194H205L204 196H206L207 194L209 195V196L207 195L206 198H204V196H203L204 201L201 198ZM243 194H245V195H243ZM133 195H135V196H133ZM191 195H193V196H191ZM109 196L110 197H116L114 199L118 198L119 204L121 203V201L123 202L126 198L125 196L124 197L122 196V198L120 196L118 197V195H116L113 192L111 194H109ZM145 196H146V193H145ZM186 196L188 197V199ZM211 196H212V198H211ZM246 197L248 199H246ZM120 198H121V200H120ZM118 199H117V201H118ZM145 199H148V198L145 197ZM185 199H186V201H185ZM208 200H209V202H207ZM210 200H211V202L214 201V202H212L213 205L210 202ZM199 202L201 205L205 206V209H202L203 206L201 207ZM205 202H207L206 203L207 205L211 204L210 206L212 208L211 207L209 208L207 205H204L203 203H205ZM136 205H138V203H136ZM198 206L201 209L197 208ZM206 206L209 208L208 209L209 212H207L208 210L206 209ZM215 206L217 207L216 208L217 210H220V211L216 212L215 215L217 213H218L217 215H220L222 213L221 212L222 210H224L223 212L225 214V216H224V214L222 213L223 218L221 215L220 216L216 215V218L214 217V219H217V217H218V220H219L218 222H216L217 220L215 221L214 219H212L214 213L213 214L210 213V212L217 211V210L212 211V209H215ZM244 206H246V207H244ZM137 207L138 206H135V209H134L135 213L139 212ZM118 210L120 211V212H118L119 215H122L124 213V212H121L123 210H120V208H118ZM200 210H202V212ZM253 210H254V212L255 211L256 212L253 213ZM196 211H197V213H196ZM225 211L228 214L231 212L232 213L234 212L233 214L231 213V215L229 214L231 216L232 220H231V218H229V215H226L227 213ZM206 213H208L209 215ZM211 214H212V216H211ZM192 215H195V217H191ZM206 215L210 216V217H205ZM243 215H245L250 220V227H249L248 233H245V228L241 224V222H242L241 220H242ZM226 216H227L228 220H227ZM224 217L226 218L227 222L224 219ZM113 218H114L113 216H109V218H107V220H105V227L106 228L111 227V224H112L111 221L114 220ZM211 219L213 221H211ZM221 219L222 220L224 219L225 223H228V221H229V223L221 225V223L224 222V221L222 222ZM229 219L232 221L231 223H230ZM202 220H204V221L207 220L206 225L209 223L208 224L209 227H205V222L202 224ZM257 220H258V222H257ZM210 224H211V226L212 225L215 226V224H216L217 226H215V227H216V229L218 228L217 231L215 228L210 227ZM49 225H50L49 221L42 224V226H41L42 228L40 231L43 233L41 234V232H39V234H41V236L46 233L47 227ZM226 225H227V227H226ZM151 227H152L151 225L144 226L143 234L147 239L152 238L154 236V232L156 231V230L152 231ZM256 227H258V228H256ZM203 228L207 229V231H209V232H207L206 230L202 231ZM210 228H212L211 231L212 230H214V231L211 232ZM220 229H223V230H220ZM232 230H235V232ZM228 231H229V234L226 235L225 233H227ZM231 231H232V233L234 232L233 235L236 237L232 236ZM205 232L207 234H209V237L207 235L205 236V234H206ZM215 232L217 235L215 234ZM219 232H222V233L218 234ZM197 234H198V236L196 237ZM224 234H225V237H224V240H222ZM218 235L222 239L220 237H218ZM228 235H230L231 237ZM215 236H216V238H215ZM226 236L229 237V239ZM203 237H206L205 241H201V239L202 240L204 239ZM210 238H212V240ZM217 238L218 239L220 238L219 240H222L224 242L220 241L221 242L220 244L217 243V241H216ZM219 240H218V242H219ZM200 242H202V243H200ZM239 243H240V245H239ZM232 244L234 247L232 246ZM160 248H161V246H158V245H156L154 247L152 246L149 248V252L152 255V259L156 258V256H154V255ZM227 255H228V257H227ZM216 257H217V255L213 256V262H215ZM217 260L222 261L218 258H217ZM58 263H59V261H57V260L53 261V264H58ZM107 264H110V263L108 262Z\"/></svg>", "mask_w": 264, "mask_h": 264}]
</instances>
